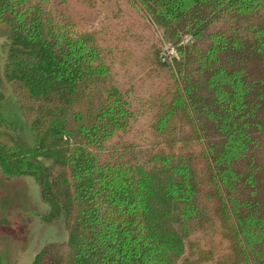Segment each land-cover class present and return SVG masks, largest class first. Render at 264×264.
<instances>
[{
    "label": "trees",
    "instance_id": "16d2710c",
    "mask_svg": "<svg viewBox=\"0 0 264 264\" xmlns=\"http://www.w3.org/2000/svg\"><path fill=\"white\" fill-rule=\"evenodd\" d=\"M0 54L29 264H264V0H0Z\"/></svg>",
    "mask_w": 264,
    "mask_h": 264
},
{
    "label": "rangeland",
    "instance_id": "374dc122",
    "mask_svg": "<svg viewBox=\"0 0 264 264\" xmlns=\"http://www.w3.org/2000/svg\"><path fill=\"white\" fill-rule=\"evenodd\" d=\"M117 76L120 84L128 82L129 75L119 73ZM0 88L5 94L4 109L7 118L11 119L18 115V109L10 89L2 81L1 58ZM146 95L147 92L141 85L131 95L138 114ZM20 126L23 139L31 143V133L19 123ZM35 188L29 178L8 180L0 175V252L4 256V264H29L45 241L60 240L65 236L61 224L44 226L33 215L42 211Z\"/></svg>",
    "mask_w": 264,
    "mask_h": 264
},
{
    "label": "built area",
    "instance_id": "2783aa9c",
    "mask_svg": "<svg viewBox=\"0 0 264 264\" xmlns=\"http://www.w3.org/2000/svg\"><path fill=\"white\" fill-rule=\"evenodd\" d=\"M164 51H165V54H168V55H174L175 54V51L172 48H166L165 47Z\"/></svg>",
    "mask_w": 264,
    "mask_h": 264
}]
</instances>
